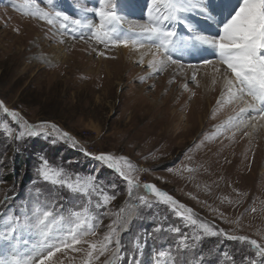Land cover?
Here are the masks:
<instances>
[{"label":"rangeland","instance_id":"obj_1","mask_svg":"<svg viewBox=\"0 0 264 264\" xmlns=\"http://www.w3.org/2000/svg\"><path fill=\"white\" fill-rule=\"evenodd\" d=\"M112 2L127 21L126 7L143 4L145 12L153 8L151 0H105V5ZM100 4L101 0H28V4L0 0V257L24 259L37 251L47 252L46 245L75 228L72 213L81 211L87 223L76 229L77 235L86 230H95L96 235L62 247L46 264H131L134 255L139 264H264V256L249 243L256 240L264 246V136L261 143L259 138L248 139L260 134L251 131L254 112L242 119V105L230 110L224 103L217 101L211 107L199 99L198 108L202 105L208 114L200 122L181 123L194 102L193 93L184 96L185 85H193L194 80L174 87V79L158 81L164 71L148 73L149 67L133 61L127 62L133 68H119L117 74L114 66L122 53L117 46L89 39L93 30L87 27L64 29L59 21L49 25L39 18L41 11L52 15L61 11L78 19L90 12L98 22L95 10ZM215 24L207 22V26ZM62 38L70 42L63 43ZM55 54L57 62L51 59ZM212 55L208 60L218 63V53ZM109 70H113L111 78ZM4 107L16 112L19 120L8 116ZM230 119L242 122L230 126ZM24 124L44 127L38 128L39 135L21 137ZM65 132L75 146L63 138ZM14 140L30 146L28 180L25 170L19 176L12 165ZM85 148L93 156L126 157L138 169L132 173L138 185L132 194L117 171L80 152ZM44 159L70 176L91 177L96 190L83 195L43 181L38 168ZM144 183L171 195L190 210L184 215L220 234H205L191 225L171 205L148 193ZM111 194L115 199L105 204L104 195ZM141 196L148 197L150 206L139 200ZM121 208L125 211L118 217ZM44 210L53 212L47 238L34 223ZM9 217H19V224L13 225ZM122 217L127 221L119 227V254L113 245L100 255L109 225ZM13 226L14 234L9 231ZM182 237H187V247L180 244ZM137 238L141 252L134 246ZM93 243L95 251L89 247ZM160 251L167 255L159 257Z\"/></svg>","mask_w":264,"mask_h":264},{"label":"snow or ice","instance_id":"obj_2","mask_svg":"<svg viewBox=\"0 0 264 264\" xmlns=\"http://www.w3.org/2000/svg\"><path fill=\"white\" fill-rule=\"evenodd\" d=\"M24 2L28 4V0H24ZM151 4L153 8L148 10V17L145 22L127 24V30L132 34L131 36L121 34L125 21L116 11V3L112 2L106 6L105 0H101L100 7L95 10L96 16L99 18L98 22L95 23L88 20L71 18L61 11H55L54 15L41 11L39 18L46 20L49 25H53L59 21L60 26L64 29H68L70 26L87 27L93 30L89 39H95L105 46L112 44L117 47L122 45L127 48L131 45L137 51L146 50L152 57L149 67L154 71L163 70L168 63L181 64L179 60L173 58L174 52H191L197 45L211 47L218 53V63L224 66L222 76L227 90V103L242 102L246 107H240L239 112L241 114L251 109L257 119L264 120V0H236L234 4L231 3V0H151ZM37 9L39 10L38 5ZM193 9L203 14L209 21L214 20L218 31L212 34L202 29L198 30L189 23L187 18L182 14L189 13ZM171 22L184 24L187 31L194 33V35L189 37L180 35L175 27L170 26ZM75 30L76 28L74 27L73 31ZM73 38L75 39V37ZM80 39H84V37L81 36ZM100 55H104V53L101 52ZM140 63L143 64V60ZM204 63L212 64L213 61L206 60ZM157 65L160 67H157ZM189 67L194 66L189 65ZM215 71L220 72L221 69L217 67ZM195 78L194 74L192 79L195 80ZM249 97L251 98V102L246 99ZM223 102V100L218 101V103ZM0 106H2V102H0ZM3 111L8 113L14 120H19L16 112H9L6 107L3 108ZM241 122L242 119H237L236 121L230 119L228 124L231 126L235 123L236 126H239ZM22 127L25 131H21V137L26 134L39 135L38 128H42L44 125L32 126L24 124ZM51 127L55 128L56 126L51 125ZM63 138L72 141L73 146H75L76 142L68 133H63ZM94 158L117 171L127 181L129 195L132 194L133 188L138 186L134 183L132 173L138 171V169L126 157H116L111 154L102 153ZM38 172L43 181L59 187H67L74 193L88 195L90 190H96L91 177L70 176L62 168L51 167L46 159L42 161ZM143 187L148 193L158 197L160 202L171 205L178 215H181L191 225L202 229L205 234L213 236L220 234L218 231L210 228L208 224L203 222L198 223L191 215H184V213L190 212V210L186 206L179 204L171 195L161 191L155 185L145 184ZM114 199V194L104 195L103 202L107 204ZM139 200L145 206H150L147 196H141ZM99 206L97 205V207ZM180 209H183L184 212H181ZM124 211L121 208L117 216L119 217L120 213ZM72 215L77 221L75 228L71 229L64 238H57L54 244L46 245L49 249L47 252L37 251L35 256L24 259L18 256H13L11 259L0 257V264H46V261L50 260L55 255V252L59 251L62 247L79 244L86 235H96L95 230L91 232L86 230L77 235L76 229L83 227L87 223V218L81 211H74ZM52 216L53 212L51 210H44L37 216L34 222L39 228L40 234L45 238L49 236L51 231L49 225L53 221L49 220V218ZM9 219L13 225L19 224V217H16L14 220L9 217ZM60 219L63 220L64 218L60 217ZM126 221L127 217H122L118 221L114 220L113 224L109 225L110 230L104 236L103 246L99 250L100 255H103L113 245L115 246L117 255L119 254L121 248L119 227L123 223H126ZM23 227L28 228V223H25ZM89 227L91 226L89 225ZM9 231L14 234L17 229L13 226ZM175 231L178 233L180 229L177 228ZM229 238L241 241L248 240L247 237L231 236ZM186 240L187 237H182L180 240V244L184 247H187L185 244ZM84 242L86 243L87 241ZM249 243L257 249L259 255L264 256V246L256 240H250ZM134 246L137 252L142 251L139 238L134 242ZM89 247L95 251L97 244H90ZM166 255L165 251L158 253L159 257H165ZM88 256L91 257L92 252H89ZM131 264H139V260L135 255L132 257Z\"/></svg>","mask_w":264,"mask_h":264},{"label":"bare ground","instance_id":"obj_3","mask_svg":"<svg viewBox=\"0 0 264 264\" xmlns=\"http://www.w3.org/2000/svg\"><path fill=\"white\" fill-rule=\"evenodd\" d=\"M231 3H236V0H231ZM69 7V6H68ZM127 10H129V21L124 20L125 24L123 26V28L121 29V34H127L129 36H131L132 34L128 32L127 30V24L129 22L131 23H142L145 22L147 20L148 17V11L145 12L143 4H137V5H133L132 7L128 8L126 7ZM71 9V8H70ZM90 12H88V14H84L82 20H88L91 21L93 23H95L97 20L96 19H92L90 18ZM184 17L187 18V20L189 21V23H191L195 28L202 29L205 32H210L212 34H215L218 31V28L215 27H211V26H207L205 25V21L207 22H212L209 21L203 14L199 13L197 10L193 9L191 12L189 13H184L182 14ZM199 16V18L197 17ZM205 20V21H204ZM204 21V22H203ZM215 21L213 20V23ZM39 26H42L39 24ZM171 27H175L177 32L180 35H183L185 37L186 34L192 36L194 35V33H190L187 31L186 26L184 24H177L175 22H171L170 24ZM63 43H69L70 41L66 40V39H61L60 40ZM58 49L62 50L63 47L59 46ZM112 49V48H111ZM116 51L121 52L122 53L118 56L119 60H117V63H115L116 65L114 66V71L118 74V70L119 68H133L130 64H128V61H133V62H141V60H143V67L148 68L149 67V62L152 59V57L146 52V50H140L137 51L135 50L131 45L127 48L123 47L122 45L119 47H115ZM216 50L211 47L208 46H204V45H197L196 48H194L191 52H174L173 53V58L177 59V60H181L179 56H181L183 59L186 60V64L189 65H193L194 67H186V66H181L182 64H171L168 63L166 67L163 68L164 71L163 76L161 77V79H159V82H164V81H170L173 80L176 82L174 85V82L172 81L171 84L174 85V87H181L184 84H187L189 82L190 79H192L193 75L195 74V80L193 81V85H187V89L185 90V95H192V93L194 94V102L191 104L190 106V112H188V114H184L183 115V119L180 121L182 123V121H185L186 124L189 123V121L192 122H200L202 120V118L208 114L207 110L205 109V107L202 108L200 106V109L198 108V103H199V99L204 103L208 104L209 106L212 107L213 103H216L217 101H224L223 103L226 104L227 108H236L239 105H242V107H246V105H244L242 102H233L231 104H227V90L225 88V81L223 79L222 73L224 71V66L220 65L216 62H213L212 64H204V62L206 60L209 59L211 54H215ZM142 53L143 56H142ZM118 54V53H117ZM212 55V56H213ZM202 58H205V61L202 60ZM52 61L57 62L59 61V57L56 56V54L51 58ZM199 64H204V66L202 67H197L196 65ZM157 67H160L159 65H157ZM219 67L221 69L220 72H216L215 69ZM113 71V70H112ZM112 71H108V75L110 76V78L113 76V72ZM152 72H156L154 71L152 68L149 67L148 73H152ZM147 73V72H146ZM177 74L178 80H176V75L173 76V74ZM117 76V75H116ZM148 78V77H147ZM193 80V79H192ZM152 80H149L148 83L150 84ZM215 81V82H214ZM153 83V82H151ZM170 83V82H169ZM164 84V83H163ZM165 85V84H164ZM168 85V84H167ZM184 87V86H183ZM143 90L145 89V86L141 87ZM233 91H235V89H233ZM151 96V94L149 95ZM251 102V98H246ZM221 104V103H218ZM229 105V106H228ZM208 106V107H209ZM257 106L259 107V105L257 104ZM237 109V108H236ZM231 110V109H230ZM247 113H253V111L251 109H248L245 113L243 114H239V117L242 119H245L247 117ZM253 119H251V123L250 126L251 127V131H256L258 134V136H248L249 140H254V139H260L258 140V143H261V138H263L264 136V120L262 119H257L255 117V113L252 115ZM244 121V120H243ZM179 123L176 124L175 127L178 126ZM189 125V124H188ZM180 126V125H179ZM238 131V130H237ZM243 131V129H242ZM233 138V136H232ZM242 144L245 143V141H241ZM241 144V146H242Z\"/></svg>","mask_w":264,"mask_h":264},{"label":"trees","instance_id":"obj_4","mask_svg":"<svg viewBox=\"0 0 264 264\" xmlns=\"http://www.w3.org/2000/svg\"><path fill=\"white\" fill-rule=\"evenodd\" d=\"M28 141V139H26ZM14 147H15V153L13 154V159H12V165L15 167L17 175L20 176V170H25V180H28V175L29 171L32 167L31 165V160L28 156L30 153L29 149L30 146L29 144L27 145L24 141L23 144H20L14 140ZM16 180V179H15ZM13 177H10L9 181L14 182V185H16L17 182H15Z\"/></svg>","mask_w":264,"mask_h":264},{"label":"built area","instance_id":"obj_5","mask_svg":"<svg viewBox=\"0 0 264 264\" xmlns=\"http://www.w3.org/2000/svg\"><path fill=\"white\" fill-rule=\"evenodd\" d=\"M83 151H84L85 153L89 152V151H87V148L83 149ZM88 154H89V153H88ZM90 155H92V154H90ZM96 155H97V154H96Z\"/></svg>","mask_w":264,"mask_h":264},{"label":"crops","instance_id":"obj_6","mask_svg":"<svg viewBox=\"0 0 264 264\" xmlns=\"http://www.w3.org/2000/svg\"><path fill=\"white\" fill-rule=\"evenodd\" d=\"M134 183H135V181H134ZM146 184H148V183H146Z\"/></svg>","mask_w":264,"mask_h":264}]
</instances>
